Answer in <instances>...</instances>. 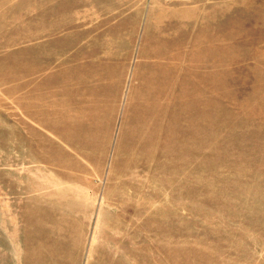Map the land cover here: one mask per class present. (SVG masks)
Masks as SVG:
<instances>
[{
    "label": "rangeland",
    "instance_id": "obj_1",
    "mask_svg": "<svg viewBox=\"0 0 264 264\" xmlns=\"http://www.w3.org/2000/svg\"><path fill=\"white\" fill-rule=\"evenodd\" d=\"M0 264H264V0H0Z\"/></svg>",
    "mask_w": 264,
    "mask_h": 264
}]
</instances>
